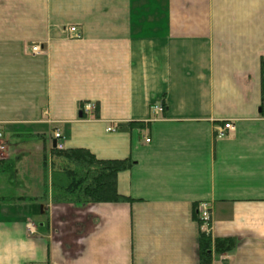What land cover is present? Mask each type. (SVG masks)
<instances>
[{
  "label": "crops",
  "instance_id": "obj_1",
  "mask_svg": "<svg viewBox=\"0 0 264 264\" xmlns=\"http://www.w3.org/2000/svg\"><path fill=\"white\" fill-rule=\"evenodd\" d=\"M55 127L65 150L132 160L130 200L1 196L0 264H203L202 202L235 243L210 264H264V0H0V130Z\"/></svg>",
  "mask_w": 264,
  "mask_h": 264
},
{
  "label": "trees",
  "instance_id": "obj_2",
  "mask_svg": "<svg viewBox=\"0 0 264 264\" xmlns=\"http://www.w3.org/2000/svg\"><path fill=\"white\" fill-rule=\"evenodd\" d=\"M50 189L53 204L89 205L128 202L120 195L118 176L131 169L134 162L98 159L87 149L51 150ZM12 166L0 163V172L11 171ZM231 239H217L202 232L200 257L210 264L213 252L224 254L233 249Z\"/></svg>",
  "mask_w": 264,
  "mask_h": 264
},
{
  "label": "rangeland",
  "instance_id": "obj_3",
  "mask_svg": "<svg viewBox=\"0 0 264 264\" xmlns=\"http://www.w3.org/2000/svg\"><path fill=\"white\" fill-rule=\"evenodd\" d=\"M45 132V138L39 139L29 138L24 130L5 133V150L1 152V159L7 155L13 170L0 173V197L17 193L49 197L52 142L49 129ZM42 205L36 207V216H31L37 225L43 220Z\"/></svg>",
  "mask_w": 264,
  "mask_h": 264
},
{
  "label": "built area",
  "instance_id": "obj_4",
  "mask_svg": "<svg viewBox=\"0 0 264 264\" xmlns=\"http://www.w3.org/2000/svg\"><path fill=\"white\" fill-rule=\"evenodd\" d=\"M70 31L75 32V29L72 28ZM33 51L35 53H40V48L35 47V48H33ZM95 110H96V106L92 103H86V104L82 105V111L87 115L94 116ZM153 111L154 112H162L163 107L157 105L153 108ZM117 129H118L117 125L114 124L108 128V132L116 131ZM232 131H234L233 123L227 122L223 126H220L217 128V137L220 139L224 138L226 135H228ZM53 137L57 141V149L58 150H64V144L62 142V134H61V131L59 129H57L54 132ZM2 139H3V135L0 132V152L3 150ZM147 142H150V140H147ZM198 209H199V213H200L202 228L204 230L209 231V226L212 223L211 208H210L208 203L204 202V203H201L199 205ZM28 231L30 234L35 233V226L31 221H29V223H28Z\"/></svg>",
  "mask_w": 264,
  "mask_h": 264
},
{
  "label": "water",
  "instance_id": "obj_5",
  "mask_svg": "<svg viewBox=\"0 0 264 264\" xmlns=\"http://www.w3.org/2000/svg\"><path fill=\"white\" fill-rule=\"evenodd\" d=\"M81 116H82V114H80ZM53 147H55V142H54V145H53ZM42 213H43V211H42Z\"/></svg>",
  "mask_w": 264,
  "mask_h": 264
}]
</instances>
